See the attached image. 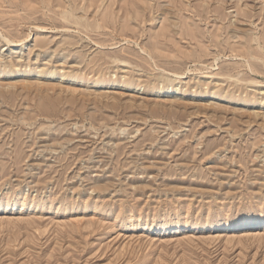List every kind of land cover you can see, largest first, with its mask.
<instances>
[{"label": "rangeland", "instance_id": "374dc122", "mask_svg": "<svg viewBox=\"0 0 264 264\" xmlns=\"http://www.w3.org/2000/svg\"><path fill=\"white\" fill-rule=\"evenodd\" d=\"M0 264H264V0H0Z\"/></svg>", "mask_w": 264, "mask_h": 264}, {"label": "bare ground", "instance_id": "6f19581e", "mask_svg": "<svg viewBox=\"0 0 264 264\" xmlns=\"http://www.w3.org/2000/svg\"><path fill=\"white\" fill-rule=\"evenodd\" d=\"M43 30V29H42ZM13 43V42H12ZM159 93H161V92H165V93H168L169 92V89H166V90H163V89H158L157 90ZM26 200V199H25ZM20 202L22 203V204H24V200H20ZM249 225H251L250 223H246V226H249Z\"/></svg>", "mask_w": 264, "mask_h": 264}]
</instances>
